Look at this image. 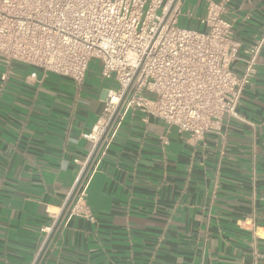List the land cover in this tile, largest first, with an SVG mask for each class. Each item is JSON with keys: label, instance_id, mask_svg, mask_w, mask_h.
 Masks as SVG:
<instances>
[{"label": "crops", "instance_id": "crops-1", "mask_svg": "<svg viewBox=\"0 0 264 264\" xmlns=\"http://www.w3.org/2000/svg\"><path fill=\"white\" fill-rule=\"evenodd\" d=\"M208 1L220 0H183L178 26L202 30ZM226 7L240 57L260 44L256 74L242 120L195 146L130 112L94 169L85 136L112 87L100 64L79 86L41 70L26 79L34 69L13 64L0 90V264H264V0ZM88 179L79 209L92 219L71 213Z\"/></svg>", "mask_w": 264, "mask_h": 264}, {"label": "built area", "instance_id": "built-area-1", "mask_svg": "<svg viewBox=\"0 0 264 264\" xmlns=\"http://www.w3.org/2000/svg\"><path fill=\"white\" fill-rule=\"evenodd\" d=\"M182 3L0 0V90L14 63L34 69L26 79L41 70L79 86L91 60H98L101 78L112 87L106 90L103 121L85 136L96 147L94 169L130 112L175 127L195 146L223 119L242 120L237 108L256 74L260 44L240 57L226 18L228 0L208 1L199 19L202 30L178 26ZM237 62L243 64L240 74L233 68ZM88 181L75 192L71 213L92 219L79 209Z\"/></svg>", "mask_w": 264, "mask_h": 264}, {"label": "rangeland", "instance_id": "rangeland-1", "mask_svg": "<svg viewBox=\"0 0 264 264\" xmlns=\"http://www.w3.org/2000/svg\"><path fill=\"white\" fill-rule=\"evenodd\" d=\"M179 27H182L179 25ZM96 65L100 64L98 60H95Z\"/></svg>", "mask_w": 264, "mask_h": 264}, {"label": "bare ground", "instance_id": "bare-ground-1", "mask_svg": "<svg viewBox=\"0 0 264 264\" xmlns=\"http://www.w3.org/2000/svg\"><path fill=\"white\" fill-rule=\"evenodd\" d=\"M262 236V235H261Z\"/></svg>", "mask_w": 264, "mask_h": 264}]
</instances>
